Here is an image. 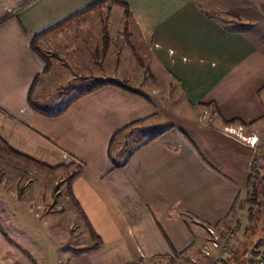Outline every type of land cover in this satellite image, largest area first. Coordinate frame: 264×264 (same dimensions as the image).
Returning <instances> with one entry per match:
<instances>
[{
  "label": "crops",
  "instance_id": "obj_1",
  "mask_svg": "<svg viewBox=\"0 0 264 264\" xmlns=\"http://www.w3.org/2000/svg\"><path fill=\"white\" fill-rule=\"evenodd\" d=\"M26 1L0 0V137L43 165H71L53 185L80 170L69 198L102 245L68 264H213L201 252L208 226L237 238L218 264H251L264 239V221L248 230L251 178L264 174L263 0H36L15 12ZM113 8L125 19L120 40L94 21ZM50 29L38 42L47 68L31 39ZM136 54L158 91L178 97L172 107L116 81L145 78ZM73 77L102 86L58 117L33 108L58 111L92 87L53 102ZM228 125L259 142L227 135ZM12 242L0 223V264H34Z\"/></svg>",
  "mask_w": 264,
  "mask_h": 264
},
{
  "label": "rangeland",
  "instance_id": "obj_2",
  "mask_svg": "<svg viewBox=\"0 0 264 264\" xmlns=\"http://www.w3.org/2000/svg\"><path fill=\"white\" fill-rule=\"evenodd\" d=\"M120 11L119 8H113L112 11L108 12L103 10L101 17L94 19V21L99 20V22L103 19L107 21L108 25L114 30L113 36H117L115 40H120V34H115V32L122 29L125 23V19ZM123 40L126 39L123 38ZM122 51L129 53L131 50L125 44ZM141 51L143 52V50ZM135 57L145 74V78L124 82L117 76L116 81L137 89L153 99L165 100L164 104L172 107L178 97L164 96L163 93L159 92L158 88L149 80L148 71L145 70V59L140 54L138 55L139 59L143 62L141 65L138 62L137 56ZM109 78L115 79L113 76ZM102 81L96 78L80 80L73 77L70 85H63L62 92L54 90L51 93V98H53V102L60 101L67 94L73 95L71 94L73 91H79L88 86L99 85ZM244 134L249 136L245 131ZM37 169L39 168L30 164L4 155L2 156L0 185L7 193L0 194L1 227L14 239L16 246L21 248L30 259H33L34 264H68L70 257L94 245L96 240L93 235L91 236L80 214L69 198V175L64 179L63 183L59 182L53 185L52 181L58 180V177L64 178L57 175L62 171L50 173L51 175H56V177H53L48 176V174L42 175ZM59 188L61 192L57 194V191H60ZM11 192L15 193L17 197H12ZM19 195L20 197H18ZM41 201L44 203L38 208V204ZM217 231L220 232V235L226 234L225 229L218 228ZM207 241L208 239L203 244V248ZM178 263L179 261H176L173 264ZM204 263L202 261L200 263L196 257L190 262V264ZM155 264L169 263L161 262Z\"/></svg>",
  "mask_w": 264,
  "mask_h": 264
},
{
  "label": "trees",
  "instance_id": "obj_3",
  "mask_svg": "<svg viewBox=\"0 0 264 264\" xmlns=\"http://www.w3.org/2000/svg\"><path fill=\"white\" fill-rule=\"evenodd\" d=\"M36 0H28L25 3H23L19 8H17L15 10V12L21 10L22 8H25L26 6L30 5L31 3H33ZM109 0H102L99 4H103L106 3ZM96 6H93L92 8H94ZM126 14L125 17L129 18V12H127V9L125 10ZM10 15H7L5 18H3L2 21H4V19L8 18ZM54 29V28H53ZM50 31H52V29L41 33V34H37V35H33L32 39H31V45L32 48L34 50L35 53H37L41 58H43L45 60V62L47 63V68L50 67L48 59L46 57V55H44L38 45L39 39L42 35H46L48 34ZM134 51L136 53V49L134 46ZM137 58H138V62L142 65L143 62L139 59L138 55L136 54ZM102 85H96V86H92L84 91L79 92L78 94H76L75 96H73L72 98H70L66 104L61 107L58 111L55 112H48V111H44L38 107H35L34 105L33 108L46 116H52V117H58L60 115H62L63 113H65L67 111V109L78 99L84 97L85 95L96 91L98 88H100ZM203 107L205 108H209V105H204ZM232 123H237V121H233ZM244 125V124H243ZM6 156L9 158H13L17 161H21L27 164H30L32 166L38 167L40 169H44L50 173H58L60 171H64V170H70L72 168L71 165H61L58 167H49L46 165H43L35 160H32L30 158H27L21 154H19L18 152H16L15 150H13L1 137H0V180H1V159L2 156ZM262 162H263V170H264V156L262 157ZM80 173V170L77 171L73 177H76L78 174ZM260 178H255L253 179V177L251 178L252 182H253V192L251 195V198H249V202L251 204L250 208L248 209V221H249V227L248 230L249 231H256L258 230V228H261L263 225V221H264V174H259L258 175ZM71 177L70 180L73 178ZM94 239L96 240V243L88 248H86L83 252H91L94 251L96 249H98L101 245H102V241L100 240V238H98V236L93 235ZM14 243V242H12ZM14 245H16L14 243Z\"/></svg>",
  "mask_w": 264,
  "mask_h": 264
},
{
  "label": "built area",
  "instance_id": "obj_4",
  "mask_svg": "<svg viewBox=\"0 0 264 264\" xmlns=\"http://www.w3.org/2000/svg\"><path fill=\"white\" fill-rule=\"evenodd\" d=\"M203 119L208 123L213 121V117L207 109L203 112ZM244 131L245 127L242 125H228L224 127V132L227 135L242 140L252 146L257 145L259 142L258 137L247 136L244 134ZM217 229V226L206 227L208 241L202 250L203 256L212 259L213 264H218L221 260L230 258L237 248V238L234 233L228 232L220 235ZM251 264H264V239L259 255L251 260Z\"/></svg>",
  "mask_w": 264,
  "mask_h": 264
}]
</instances>
